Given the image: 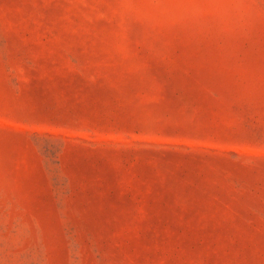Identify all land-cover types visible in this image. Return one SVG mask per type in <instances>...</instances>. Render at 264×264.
Here are the masks:
<instances>
[{
  "label": "rangeland",
  "instance_id": "rangeland-1",
  "mask_svg": "<svg viewBox=\"0 0 264 264\" xmlns=\"http://www.w3.org/2000/svg\"><path fill=\"white\" fill-rule=\"evenodd\" d=\"M0 264H264V0H0Z\"/></svg>",
  "mask_w": 264,
  "mask_h": 264
}]
</instances>
